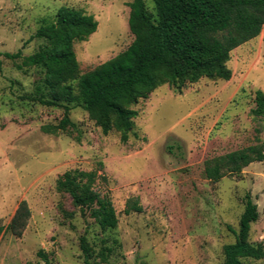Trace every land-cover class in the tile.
I'll use <instances>...</instances> for the list:
<instances>
[{"label": "rangeland", "instance_id": "1", "mask_svg": "<svg viewBox=\"0 0 264 264\" xmlns=\"http://www.w3.org/2000/svg\"><path fill=\"white\" fill-rule=\"evenodd\" d=\"M132 2L0 0V223L8 226L23 200L32 210L22 237H0V264H85L82 236L94 251L91 264H224V246L235 242L229 228L238 230L247 195L259 212L250 241L264 245V161L218 183L204 174L208 159L264 142V119L252 114L256 92L264 93V27L231 53L229 81L202 79L182 93L165 85L140 100L133 106L138 137L126 144L116 131L104 135L80 106H71L74 129L42 132L64 111L31 101L43 73L19 70L5 54H34L42 41L31 38L44 20L63 7L82 10L98 22L95 34L74 45L85 75L134 42ZM71 170L97 172L95 189L112 201L116 229L82 217L58 191L57 180ZM133 200L142 212L127 215ZM104 248L111 250L106 260Z\"/></svg>", "mask_w": 264, "mask_h": 264}, {"label": "trees", "instance_id": "2", "mask_svg": "<svg viewBox=\"0 0 264 264\" xmlns=\"http://www.w3.org/2000/svg\"><path fill=\"white\" fill-rule=\"evenodd\" d=\"M145 0L130 4L129 28L134 42L115 58L81 75L74 45L86 41L98 29L95 17L82 10L63 7L53 21L44 20L31 40H40L38 50L23 56L22 50L5 56L19 70L38 68L43 73L34 96L29 99L45 107L61 108L62 120L46 125L42 132L57 135L75 128L71 121V106H80L104 135L116 131L126 144L134 132L138 111L133 109L158 88L168 85L182 93L190 84L202 79L229 81L231 53L257 38L264 27V0ZM255 117L264 119V93L256 92ZM264 161V142L205 162V177L218 183L228 176L239 175L255 162ZM96 171L71 170L56 183L58 191L69 195L82 217L89 216L104 230L117 228L119 219L107 195L95 186ZM142 212L137 200L130 201L125 213ZM32 217L27 201L20 202L10 224L0 223V237L10 233L22 237ZM259 219L257 205L246 196L245 209L239 220L235 242L224 246V264H247L264 260V245L250 241L251 228ZM81 249L85 264H91L94 251L86 236ZM111 250L104 248L99 255L106 260ZM38 257L49 262L44 251Z\"/></svg>", "mask_w": 264, "mask_h": 264}]
</instances>
